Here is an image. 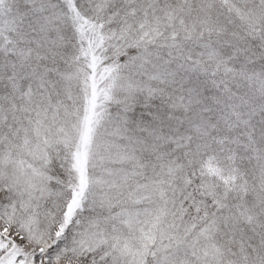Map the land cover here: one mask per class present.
Wrapping results in <instances>:
<instances>
[{"label": "snow or ice", "instance_id": "obj_1", "mask_svg": "<svg viewBox=\"0 0 264 264\" xmlns=\"http://www.w3.org/2000/svg\"><path fill=\"white\" fill-rule=\"evenodd\" d=\"M0 264H264V0H0Z\"/></svg>", "mask_w": 264, "mask_h": 264}]
</instances>
